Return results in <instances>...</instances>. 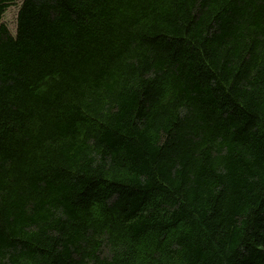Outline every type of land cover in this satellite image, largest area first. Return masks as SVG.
Listing matches in <instances>:
<instances>
[{
    "label": "trees",
    "instance_id": "trees-1",
    "mask_svg": "<svg viewBox=\"0 0 264 264\" xmlns=\"http://www.w3.org/2000/svg\"><path fill=\"white\" fill-rule=\"evenodd\" d=\"M0 0V264H264V0Z\"/></svg>",
    "mask_w": 264,
    "mask_h": 264
},
{
    "label": "rangeland",
    "instance_id": "rangeland-1",
    "mask_svg": "<svg viewBox=\"0 0 264 264\" xmlns=\"http://www.w3.org/2000/svg\"><path fill=\"white\" fill-rule=\"evenodd\" d=\"M21 1L22 0H14L13 3L7 7L2 17V22L6 24L13 35L16 33V17Z\"/></svg>",
    "mask_w": 264,
    "mask_h": 264
}]
</instances>
